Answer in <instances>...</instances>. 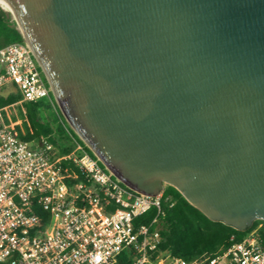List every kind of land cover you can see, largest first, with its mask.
<instances>
[{"label":"water","instance_id":"obj_1","mask_svg":"<svg viewBox=\"0 0 264 264\" xmlns=\"http://www.w3.org/2000/svg\"><path fill=\"white\" fill-rule=\"evenodd\" d=\"M67 122L122 183L264 221V0H9ZM1 4V3H0Z\"/></svg>","mask_w":264,"mask_h":264},{"label":"built area","instance_id":"obj_2","mask_svg":"<svg viewBox=\"0 0 264 264\" xmlns=\"http://www.w3.org/2000/svg\"><path fill=\"white\" fill-rule=\"evenodd\" d=\"M8 85L19 104L51 99L26 42L0 49V94ZM17 104L0 108V264H264L258 229L212 257L160 251L165 188L157 196L130 188L74 139L65 155L48 138L22 139L8 113ZM153 209L149 224H136Z\"/></svg>","mask_w":264,"mask_h":264},{"label":"trees","instance_id":"obj_3","mask_svg":"<svg viewBox=\"0 0 264 264\" xmlns=\"http://www.w3.org/2000/svg\"><path fill=\"white\" fill-rule=\"evenodd\" d=\"M23 40L24 37L13 14L0 4V49L12 43H25ZM40 71L43 74L41 68ZM47 85L49 86L48 82ZM48 100L49 102L47 99H43L36 103L24 102L22 104L26 113L24 114L22 111L23 123L17 127L19 131L24 130V134L21 133V138L26 141H40L43 138H48L47 140L53 143L62 155L68 154L74 149L72 143V139H74L85 147L91 157L98 160L92 150L70 129L60 110L58 109L59 117L52 112L51 104L53 103L57 107L52 92L51 99ZM21 101L22 95L18 91H10L6 95L0 94V108ZM59 119L61 123H59ZM99 163L105 171H108L100 161ZM163 192L162 208L165 216L161 220L163 240L159 246L160 251L187 261L212 257L219 250L228 248L233 242L242 241L257 229L264 245L263 220L255 221L252 227L246 231H239L234 226L210 220L193 207L174 187L166 185ZM155 215L156 210L153 209L140 217L136 224H149Z\"/></svg>","mask_w":264,"mask_h":264},{"label":"rangeland","instance_id":"obj_4","mask_svg":"<svg viewBox=\"0 0 264 264\" xmlns=\"http://www.w3.org/2000/svg\"><path fill=\"white\" fill-rule=\"evenodd\" d=\"M55 99V98H54ZM47 101L49 102V100L47 99ZM56 101V100H55ZM57 103V102H56ZM51 107H52V112L57 116L59 117V114H58V109L60 110L61 112V109L59 107V105L57 104V107L52 103L51 104ZM22 111H23V107H22V104H17L15 105L13 108L11 109H8V113L10 115H12V118L13 120L17 119L19 120L18 123L19 124H22L23 123V115L22 114ZM62 113V112H61ZM67 121V120H66ZM59 123H61V120L59 119ZM68 123V122H67ZM68 126L70 127V129L77 135V133L75 132V130L71 127V125L68 123ZM54 127H56V125L54 124ZM69 131V130H68ZM58 149V148H57Z\"/></svg>","mask_w":264,"mask_h":264},{"label":"bare ground","instance_id":"obj_5","mask_svg":"<svg viewBox=\"0 0 264 264\" xmlns=\"http://www.w3.org/2000/svg\"><path fill=\"white\" fill-rule=\"evenodd\" d=\"M0 3L6 10L14 13V10H13L12 5L10 4L9 0H0Z\"/></svg>","mask_w":264,"mask_h":264},{"label":"crops","instance_id":"obj_6","mask_svg":"<svg viewBox=\"0 0 264 264\" xmlns=\"http://www.w3.org/2000/svg\"><path fill=\"white\" fill-rule=\"evenodd\" d=\"M17 88H14V86L13 85H8L5 89H3V91L1 92L2 94H4V95H6L8 92H10V91H18V90H16ZM19 92V91H18ZM20 103V102H19ZM18 103V104H19ZM19 121V120H18Z\"/></svg>","mask_w":264,"mask_h":264}]
</instances>
